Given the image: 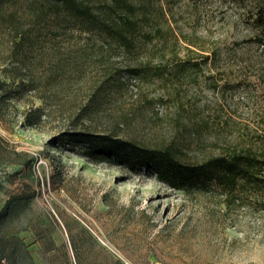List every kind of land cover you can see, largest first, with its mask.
Here are the masks:
<instances>
[{"label":"rangeland","instance_id":"rangeland-1","mask_svg":"<svg viewBox=\"0 0 264 264\" xmlns=\"http://www.w3.org/2000/svg\"><path fill=\"white\" fill-rule=\"evenodd\" d=\"M85 1L133 21L127 46L56 0H0V264H264L254 185L231 204L215 186L185 194L64 137L108 134L191 164L264 153V0Z\"/></svg>","mask_w":264,"mask_h":264},{"label":"trees","instance_id":"trees-1","mask_svg":"<svg viewBox=\"0 0 264 264\" xmlns=\"http://www.w3.org/2000/svg\"><path fill=\"white\" fill-rule=\"evenodd\" d=\"M57 3L67 9L72 15L85 22L101 23V27L110 31V34L127 46V35L133 21L125 19L120 25L116 21L105 22L93 14L88 1L85 0H56ZM117 6H123L128 11H133V6L127 0H114ZM115 8L112 9L114 11ZM106 17L110 14L106 12ZM21 83H24L23 81ZM20 85V83H19ZM13 94L6 98L11 99ZM41 110L38 108L36 111ZM33 112V111H32ZM39 115V119H41ZM26 121L37 127L33 113L25 114ZM84 118L83 112L74 115L72 123L79 127ZM77 129V128H76ZM73 143L83 145V154L93 162L119 163L131 171L146 168L155 173L157 177L185 194L191 193L193 188L206 190L215 186L226 196L228 204H231L236 194L246 185H254L251 197H264V153L253 147L239 148L236 146L233 152L217 156H211L200 163H183L175 154L168 150L148 149L137 144L114 138L108 134H93L80 130L68 132L64 136ZM239 148V149H238Z\"/></svg>","mask_w":264,"mask_h":264}]
</instances>
